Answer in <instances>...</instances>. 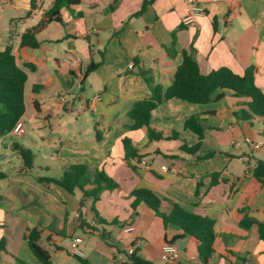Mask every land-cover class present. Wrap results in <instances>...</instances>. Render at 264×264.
Masks as SVG:
<instances>
[{
	"label": "crops",
	"instance_id": "crops-1",
	"mask_svg": "<svg viewBox=\"0 0 264 264\" xmlns=\"http://www.w3.org/2000/svg\"><path fill=\"white\" fill-rule=\"evenodd\" d=\"M145 1L81 0L72 10H63V23L53 24L41 34L40 50L20 49L16 45L17 63L28 74L26 110L29 98L34 107L35 102L39 104V111L35 107L37 117L52 118L38 99L46 90L45 85L63 82L71 92L79 84L83 96L72 99V108L61 103L62 97L55 99L53 105L57 116L62 111L71 113L86 106L80 112L92 113L94 135L85 142L77 139L76 135L82 137V119L68 118L59 135L60 139L66 138L61 153L67 156L68 165L87 164L93 171L105 172L118 188L104 191L94 202L82 192L78 197L77 191L70 194L39 183L33 170L28 174L21 171L19 160L12 184L6 192L0 189V241L5 239L9 248L8 254L0 256V264H18L21 256L31 264H42L26 241L27 231L34 228L43 230L42 240L49 246L53 264H79L71 251L76 238L82 239L84 259L90 264H122L117 255L124 254L128 247L134 248L144 261L165 264L161 254L167 244L179 250V264H202L197 242L184 236L182 229L165 225L144 203L136 210L132 208L133 192L142 189L153 191L164 201L162 214L171 212L172 206L165 202L171 200L188 212L216 222V253L209 264H264V241L258 227L241 226L245 216L264 224V186L252 174L256 163L264 161V148L253 151L246 143L250 139L264 145V119L245 121L236 115L247 110L248 99L225 90L215 94L221 101L208 105L166 101L153 112L151 120V128L162 134L163 140L151 142L146 128L129 130V113L134 104L152 96L140 71L166 90L174 82L184 51H195L200 72L205 76L221 68L243 76L251 66L258 67L256 84L264 92V0H196L205 15L197 17L190 26L183 25L187 0H153L142 12ZM51 2L44 0L43 10L18 32L35 25ZM0 4L1 51L8 45L11 21L28 16L30 0H0ZM167 49H173L171 54ZM28 50L37 54L31 57L24 52ZM68 61L80 66L72 68ZM24 63L36 65L37 70L25 69ZM193 116L202 119L206 130L200 150L189 155L180 148L200 142L196 134L185 129L186 121ZM26 119L25 114L21 120L24 128L18 136L27 131ZM73 125L77 127L71 131ZM174 133L179 138L168 140ZM125 139L131 140L149 169L142 160H126ZM209 153L212 158L202 159ZM171 156L178 158L170 159ZM163 166L175 168L177 174L163 172ZM0 174L5 175L0 179H7L5 173ZM214 175L219 176L218 184L212 187ZM92 207L107 224L98 223ZM128 226L135 230L124 234L123 229ZM103 233L109 235V242L102 238ZM55 246L63 251L56 252Z\"/></svg>",
	"mask_w": 264,
	"mask_h": 264
},
{
	"label": "trees",
	"instance_id": "trees-1",
	"mask_svg": "<svg viewBox=\"0 0 264 264\" xmlns=\"http://www.w3.org/2000/svg\"><path fill=\"white\" fill-rule=\"evenodd\" d=\"M153 0H146L143 4L142 12L147 5ZM81 0H52L50 6L45 9L39 21L26 28L22 33L18 32V28L26 24L27 20L33 19L43 10L44 0H30V12L24 19H14L10 23V37L8 45L0 51V138L9 136L19 121L22 120L26 113L25 87L28 81L27 72L21 68L16 60L14 50L16 45L20 49L40 50L42 48L41 34L53 24L63 23V10H72L79 6ZM141 13V12H140ZM173 49H167L171 54ZM195 51L183 52V62L178 67L173 84L166 90L161 86L155 85L147 74L140 71L144 79L150 86L152 96L149 99L139 101L134 104L129 113L131 124L130 131H140L144 128L148 130V138L151 142L164 139L162 134L156 133L151 128V120L153 112L166 101L180 100L192 105H208L213 102L221 101V97H215L218 91H232L237 98H246L249 100L247 110H242L236 114L242 120L248 121L252 119H264V92L257 86L256 77L259 69L256 66L248 68L243 76L237 75L228 68H221L211 72L209 75H202L199 65L195 59ZM23 67L32 72L37 70V66L32 63H24ZM35 107L39 111V104L35 102ZM185 129L190 130L199 137L200 142L193 147L184 144L180 151L189 155H196L200 150L201 141L204 139L205 127L199 116H193L185 123ZM179 138L178 133H174L168 137V140ZM96 139L100 140V134L96 125ZM126 150V160H142L133 148L131 140H124ZM13 151L17 153L21 161V171L30 173L33 170L34 155L30 150H26L19 145L13 146ZM213 154H206L202 159H210ZM170 159H176L178 156H171ZM201 159V158H200ZM253 177L264 186V161H258L252 171ZM0 174V177H4ZM218 175H214L211 186L218 184ZM39 183L47 187L62 188L70 194L76 191H81L85 198L93 199L94 202L99 200L100 195L104 191H113L118 188V185L103 171L91 172L85 165H74L65 170L63 177L60 179L50 177H38ZM88 187H93L88 190ZM135 198L132 208L134 210L144 203L156 215L161 218L165 225H175L182 229L184 236L194 239L198 244V254L202 264H209L210 259L216 253L217 234L215 231L216 222L209 218L200 216L186 211L178 203L165 200L172 206V210L168 215L162 214L160 208L163 204L153 191L136 190L133 192ZM0 193V202L2 201ZM92 211L97 216V221L100 224H107L97 215V210L92 207ZM247 210H242L245 213ZM84 225V222H83ZM241 226L249 229L252 226H257L260 234V239L264 241V224L256 219H250L245 216L241 222ZM44 235L43 230L38 228L29 229L26 234V241L34 256L42 264H53L52 253L40 245ZM102 238L109 242V235L102 234ZM48 243H51V237L47 238ZM56 252H62L61 247L55 246ZM5 253L6 241H0V256ZM79 264H90L86 259L74 256ZM19 264H25L17 260ZM125 264H153L151 262L140 259L136 252L133 256L128 257Z\"/></svg>",
	"mask_w": 264,
	"mask_h": 264
},
{
	"label": "rangeland",
	"instance_id": "rangeland-1",
	"mask_svg": "<svg viewBox=\"0 0 264 264\" xmlns=\"http://www.w3.org/2000/svg\"><path fill=\"white\" fill-rule=\"evenodd\" d=\"M24 52L32 54L31 57L37 54L35 51L29 50ZM63 84V82L55 85L44 84L46 90H44L38 98L42 101L48 113L52 115V118L37 117L35 107L28 98L27 110L25 113L27 117V131L22 136L9 135L0 138V162L7 160L5 164H0V173H5L7 175V179H0V189L3 192L8 190L9 186L12 184V179L15 178L16 169L20 167V159L17 153L13 151V146L15 144L33 153L35 157L33 173L35 176L60 179L63 177L65 170L71 166L66 162L67 156L64 155L63 152L61 153V145L65 143L66 138L65 136L62 139L59 137L66 125L67 119L72 118L74 121L82 119L80 124L82 137L79 138L78 135H76L77 139L85 142L93 138L95 121L91 112L86 111L85 113H81L77 109H73L71 113L62 111L60 116L56 115V107L53 105L55 99L64 97L70 103L75 96H83L79 84H75L74 90L71 92L68 90V87ZM30 87L31 82L28 85V93L30 92ZM1 109L2 107L0 106V110ZM76 127L77 125H73L70 130L74 131ZM150 157L153 159L156 158L155 155H150ZM73 165H85L92 173L95 172L91 170L87 164ZM76 195L81 197V191H77ZM82 235H85L87 238L89 237L86 233H82ZM62 242L65 245L68 241L63 240ZM40 245L45 249L49 248L44 240L40 242ZM6 249L9 248L6 247ZM19 260L25 264H31L25 260L23 256H21ZM72 261L76 262L74 258H72Z\"/></svg>",
	"mask_w": 264,
	"mask_h": 264
},
{
	"label": "built area",
	"instance_id": "built-area-1",
	"mask_svg": "<svg viewBox=\"0 0 264 264\" xmlns=\"http://www.w3.org/2000/svg\"><path fill=\"white\" fill-rule=\"evenodd\" d=\"M1 8H2V5L0 4V10H1ZM204 15H205L204 8L196 0H187L185 15L183 18V25L184 26H190V25L194 24L197 17L204 16ZM67 63L72 68H77L80 66V64L76 61H68ZM129 68L132 69L133 66H130ZM61 103L72 108L70 103L64 97L61 98ZM85 109H86V106H84V105H81L78 107L79 111H84ZM23 128H24L23 122L19 121L12 133L15 135H19L22 133ZM246 143L251 147V149L253 151H259V150H262L264 148L263 144L253 142L250 139H246ZM246 161H248V160H246ZM142 165L148 169L150 168L146 159L142 160ZM162 171L166 172V173H170L172 175L177 174V170L173 167L163 166ZM248 172H250V171H248ZM76 219L79 220L80 216L77 215ZM134 230L135 229L133 226H128V227L123 229V232H124V234H129V233L134 232ZM82 243H83V241L81 238H76L73 240L72 245H71L72 254L76 257H79V258H84V252L81 249ZM134 254H135V249L132 247H128L124 254H118L117 255V260H118V262L125 264L128 261V257H131ZM161 260L165 264H179L180 252L174 245L167 244L162 249Z\"/></svg>",
	"mask_w": 264,
	"mask_h": 264
}]
</instances>
